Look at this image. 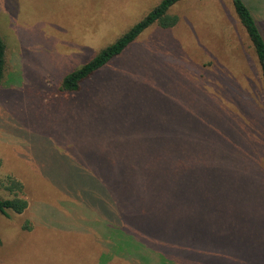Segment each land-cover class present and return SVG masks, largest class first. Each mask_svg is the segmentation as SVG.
<instances>
[{"label":"rangeland","instance_id":"374dc122","mask_svg":"<svg viewBox=\"0 0 264 264\" xmlns=\"http://www.w3.org/2000/svg\"><path fill=\"white\" fill-rule=\"evenodd\" d=\"M161 1L0 0V197L15 178L29 200L0 215V264H264V84L232 0L179 1L177 27L60 91Z\"/></svg>","mask_w":264,"mask_h":264},{"label":"trees","instance_id":"16d2710c","mask_svg":"<svg viewBox=\"0 0 264 264\" xmlns=\"http://www.w3.org/2000/svg\"><path fill=\"white\" fill-rule=\"evenodd\" d=\"M181 0H162L149 13H147L140 21L134 24L129 30L121 35L116 41L102 48L98 53L89 58L83 65L75 70L67 73L61 81L60 91L66 95L76 93L82 89L85 81L98 74L102 69L112 64V61L121 56L141 35L150 27L158 26L163 29L175 28L180 20L179 14L172 11L171 8ZM237 16L244 27L249 44L253 47L261 69V78L264 84V35L250 9L244 0H232ZM9 51L4 36L0 32V86L5 81L7 70L9 68ZM168 171V166L165 167ZM161 170V165H160ZM134 181V180H133ZM120 181L111 179L102 190L108 193L124 191V184L131 189H153V188H169L171 181L167 178L164 181L153 179L146 185L143 180ZM132 186V187H131ZM5 187L12 194L11 197H0V215L10 216V212L21 214L29 207V200L24 195V185L11 178L6 181ZM171 189V187L169 188ZM172 190V189H171ZM93 196V195H92ZM112 204H114L112 199ZM1 241V240H0Z\"/></svg>","mask_w":264,"mask_h":264}]
</instances>
